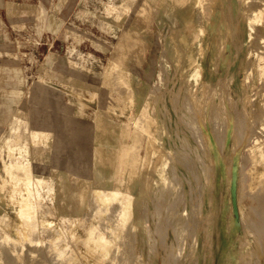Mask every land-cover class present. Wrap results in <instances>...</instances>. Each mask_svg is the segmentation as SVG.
Segmentation results:
<instances>
[{
    "label": "rangeland",
    "instance_id": "1",
    "mask_svg": "<svg viewBox=\"0 0 264 264\" xmlns=\"http://www.w3.org/2000/svg\"><path fill=\"white\" fill-rule=\"evenodd\" d=\"M20 2L39 9L21 16L8 3L7 19L0 12V73L49 85L62 74L69 89L40 98L46 123L55 108L69 129L39 131L33 93L14 111L11 93H0V264H264V238L252 228L264 221V0ZM123 29L130 37L114 73L110 52ZM33 43H67L59 50L68 62H33ZM26 199L36 216L25 238L17 209ZM100 236L110 241L103 250Z\"/></svg>",
    "mask_w": 264,
    "mask_h": 264
},
{
    "label": "bare ground",
    "instance_id": "2",
    "mask_svg": "<svg viewBox=\"0 0 264 264\" xmlns=\"http://www.w3.org/2000/svg\"><path fill=\"white\" fill-rule=\"evenodd\" d=\"M139 1V0H138ZM175 1V0H174ZM177 1V0H176ZM181 1V0H180ZM124 2V1H123ZM128 3V2H127ZM132 3V2H131ZM135 3H136V1H135ZM203 4V3H202ZM132 5V4H131ZM134 5V4H133ZM144 5H146V4H144ZM263 6V5H262ZM132 9H133V7H131ZM141 8V7H140ZM147 8H148V6H147ZM146 8V9H147ZM201 8V7H200ZM202 8H204V5L202 6ZM262 8V7H261ZM256 9V8H255ZM152 10H153V8H152ZM124 11H126V10H124ZM138 11V10H137ZM140 12L141 11H143L144 12V10H139ZM146 11V10H145ZM140 12H138V14L140 13ZM143 12H141V13H143ZM147 12V11H146ZM154 12V11H153ZM113 13V12H112ZM119 13V12H118ZM121 13V12H120ZM140 13V14H141ZM145 13V12H144ZM251 13V12H250ZM249 13V14H250ZM254 13V12H253ZM129 14V13H128ZM139 14V15H140ZM147 14H148V12H147ZM116 15V14H115ZM143 15V14H142ZM250 15H252V14H250ZM261 15V14H260ZM252 16H254V15H252ZM264 16V15H263ZM256 17V16H255ZM255 20V19H254ZM263 20V19H262ZM129 22V21H128ZM127 22V23H128ZM199 22V21H198ZM125 23H126V21H125ZM131 26V25H130ZM145 26V25H144ZM143 26V27H144ZM135 27V26H134ZM199 27V26H198ZM229 27V26H228ZM248 27V26H247ZM145 28V27H144ZM251 28H252V26H251ZM130 29V28H129ZM142 29V28H141ZM253 29V28H252ZM128 31L129 30H126V29H123L122 31H121V33L118 35V37H117V40H116V42H115V44H114V46H113V48H112V50H111V52H110V60H109V63H110V65H109V69H114V73H116L115 71V69H116V67L118 66V64L120 63V61H122L121 60V58H122V55L124 54V52H125V50L127 49V44H126V41H127V38L128 37H130L129 36V33H128ZM140 31V30H139ZM130 32V31H129ZM133 32V31H132ZM134 32H137V31H134ZM141 32V31H140ZM144 32V31H143ZM145 33V32H144ZM143 33V34H144ZM250 33V32H249ZM253 33V32H252ZM131 34V33H130ZM135 35H137V33L135 34ZM141 35V34H140ZM132 36V35H131ZM135 37V36H134ZM138 37H140V36H138ZM143 37V36H142ZM132 38V37H131ZM137 38V37H136ZM144 38V37H143ZM248 38V37H247ZM221 39V38H220ZM223 39V38H222ZM138 40V39H137ZM137 40H135V41H137ZM203 40H204V38H203ZM249 40V39H248ZM129 42L131 41L130 39L128 40ZM132 41H134V40H132ZM140 41V40H139ZM139 41H138V44H139ZM143 41H145L144 39H143ZM222 41H220V43H221ZM264 42V41H263ZM131 43V42H130ZM137 43H136V45H138ZM147 44V43H146ZM150 44H151V42H150ZM140 45V44H139ZM171 45V44H170ZM129 46H132V45H129ZM199 46V45H198ZM135 47V46H134ZM133 47V48H134ZM152 47V46H151ZM264 47V46H263ZM141 48V47H140ZM148 49H149V46L147 47ZM169 48H170V46H169ZM195 49V48H194ZM130 50V49H129ZM199 50V49H198ZM133 51H134V49H133ZM127 52H130V51H127ZM126 53V52H125ZM128 54V53H127ZM260 54V53H259ZM258 55V54H257ZM124 57V56H123ZM257 57V56H256ZM258 59V58H257ZM125 62V61H124ZM197 62V61H196ZM256 64V63H255ZM107 65H108V63H107ZM120 65H123V64H119V66ZM105 66H106V63H105ZM127 65H125V67H126ZM256 66V65H255ZM124 67V66H123ZM122 67V68H123ZM131 67V66H130ZM119 68V67H118ZM121 68V69H122ZM132 68H133V66H132ZM258 68H260V67H258ZM105 69V68H104ZM121 69H120V71H121ZM131 69V68H130ZM123 70H125V69H123ZM107 71V70H106ZM130 71V70H129ZM257 71H258V69H257ZM109 72V71H108ZM107 72V73H108ZM118 72V71H117ZM126 72V71H125ZM124 72V73H125ZM195 72V71H194ZM104 73V72H103ZM120 73V72H119ZM121 73H122V71H121ZM106 74V73H105ZM110 75V74H109ZM112 75H113V73H112ZM117 75V74H116ZM116 75H113L114 77L113 78H115L116 77ZM122 75H124V74H122ZM196 75V74H195ZM106 76V75H105ZM120 76H121V74H120ZM197 76V75H196ZM102 77V76H101ZM119 77V76H118ZM109 78H111V75H110V77H108V79ZM122 78V77H121ZM123 78H125L126 79V77H123ZM192 78H193V76H192ZM127 79H129L128 77H127ZM189 79H190V76H189ZM103 80V79H102ZM105 80V79H104ZM118 79H116L115 78V80L113 79V81H117ZM121 80H123V79H121ZM94 81V80H93ZM92 81V82H93ZM108 82H109V80H107ZM119 81V80H118ZM127 81V80H126ZM125 81V82H126ZM102 83H103V81H101ZM107 82V83H108ZM121 82V81H120ZM123 82V81H122ZM121 82V83H122ZM95 83V82H94ZM106 83V84H107ZM116 83V82H115ZM90 84V83H89ZM113 84V83H112ZM117 84H118V82H117ZM125 85L124 86H122V87H126V86H128L127 85V82L126 83H124ZM102 85V84H101ZM107 86V85H106ZM120 87V86H119ZM104 88H105V85H104ZM108 88V87H107ZM107 88H105L106 90H108ZM120 89H121V87H120ZM119 89V90H120ZM128 90L130 89V88H127ZM105 90V91H106ZM126 90V89H125ZM101 91V90H100ZM131 91V90H130ZM149 91V90H148ZM108 92V91H107ZM120 92V91H119ZM129 92V91H128ZM128 92H126V93H128ZM98 93V92H97ZM110 93V92H109ZM109 93H106L107 95L109 94ZM122 93V92H121ZM120 93V94H121ZM263 93V92H262ZM116 94V93H115ZM91 95V94H90ZM89 95V96H90ZM111 95V94H110ZM126 95H128V94H126ZM101 96V95H100ZM124 96V95H123ZM129 96V95H128ZM130 96H131V93H130ZM127 97V96H126ZM106 98V97H105ZM105 98H103V99H105ZM112 98H113V96H112ZM136 98H137V95L135 94L134 95V97H133V101H136ZM99 99V98H98ZM129 99H131V98H129ZM129 99L128 100H126L127 101V103L126 104H128V101H129ZM111 100V99H110ZM100 101V100H99ZM109 101V100H108ZM114 101H115V99H114ZM124 101V100H123ZM125 101V102H126ZM131 101V100H130ZM106 102V101H105ZM124 102V103H125ZM263 103H264V100L262 101ZM103 103V102H102ZM108 103V102H107ZM107 103L105 104V105H107ZM115 103V102H114ZM114 103H113V105H114ZM99 104H100V102H99ZM116 104V103H115ZM130 104H131V102H130ZM148 104V103H147ZM149 105V104H148ZM108 106V105H107ZM129 106V105H128ZM105 107V106H104ZM110 107V106H109ZM109 107H107L108 109H109ZM112 107V106H111ZM114 107V106H113ZM115 107H117L116 105H115ZM119 107V106H118ZM123 107V106H122ZM263 108V107H262ZM119 109V108H118ZM123 109V108H122ZM121 109V110H122ZM147 109V108H146ZM111 110V109H110ZM97 111V110H96ZM106 111H108V110H106ZM111 111H113V110H111ZM115 111V110H114ZM113 111V112H114ZM120 111V110H119ZM125 111V110H124ZM122 112V111H121ZM140 112H141V110H140ZM264 111H262V113H263ZM129 113V112H128ZM262 113H261V115H262ZM114 114H115V112H114ZM120 114V113H119ZM140 114H142V113H140ZM117 115H118V113H117ZM143 115V114H142ZM141 115V116H142ZM263 115H264V113H263ZM130 116H132V115H130ZM129 116V117H130ZM138 116H139V119H142L141 117H140V115L138 114ZM148 116V115H147ZM128 117V116H127ZM133 117V116H132ZM143 117V116H142ZM261 117H263V116H261ZM118 118V117H117ZM126 118V117H125ZM264 118V117H263ZM262 118V119H263ZM128 119V118H127ZM133 119V118H132ZM132 119H130V120H132ZM149 118L147 117V121H149L148 120ZM135 120H137V118L135 119ZM145 120V121H146ZM122 121H123V119H122ZM128 121V120H127ZM138 121V120H137ZM143 121H144V118H143ZM143 121H140V122H142L143 123ZM144 121V122H145ZM151 121V124H153L152 122V119L150 120ZM124 122V121H123ZM135 122V121H134ZM128 123V122H127ZM139 123V122H138ZM146 123V122H145ZM147 124V123H146ZM262 124H263V122H262ZM148 125V124H147ZM136 126V123H135V125H134V127ZM141 126H145V125H141ZM129 127V126H128ZM140 128V127H139ZM147 128V127H146ZM126 129V128H125ZM128 129V128H127ZM138 129V128H137ZM135 130V129H134ZM133 130V131H134ZM140 130L142 131V129L140 128ZM127 131V130H126ZM132 130H130V132H131ZM133 131L131 132V134L133 133ZM144 131H145V129H144ZM34 133V132H33ZM125 133V132H124ZM134 133H138V130H135L134 131ZM142 133H144V132H142ZM142 133H139V135H141ZM127 134V133H126ZM130 134V133H129ZM166 134V133H165ZM29 135H30V132H29ZM128 135V134H127ZM133 135H135V134H133ZM137 135V134H136ZM143 135V134H142ZM141 135V136H142ZM1 136V135H0ZM131 136V138H132V135H130ZM46 137V136H45ZM134 137V136H133ZM9 138V137H8ZM31 138V137H30ZM136 138H138L137 139V141H136V143L137 142H141L140 140L143 138V137H141V139L139 138V137H135L134 138V140H136ZM249 138V137H248ZM140 139V140H139ZM6 140V139H5ZM4 140V141H5ZM139 140V141H138ZM8 141V140H7ZM119 141V140H118ZM168 141V140H167ZM30 142H31V140H30ZM34 142V141H33ZM121 142V141H120ZM172 142V141H171ZM121 144H123V143H121ZM129 145V144H128ZM32 146V145H31ZM134 146H135V144H134ZM136 146H138V143H137V145ZM129 147L130 146H126L125 144H123V146H121V150H120V157L122 156V159H126L125 158V155L126 154H128L129 153ZM132 147V146H131ZM145 147V146H144ZM254 147V146H253ZM49 148V147H48ZM134 148V147H133ZM137 148V147H136ZM136 148H135V150H136ZM138 148H140V143H139V147ZM137 148V149H138ZM129 149V150H128ZM148 149V148H147ZM163 149V148H162ZM262 149V148H261ZM127 150H128V152H127ZM157 150H158V148H157ZM263 150V149H262ZM32 151V150H31ZM133 151L134 150H132L130 153L132 154V155H134L133 154ZM139 151V150H138ZM174 153V152H173ZM135 154H138V152L136 153V151H135ZM169 155L171 154V153H168ZM251 154V156H252V153H250ZM173 155H175V154H173ZM119 156V155H118ZM129 156V155H128ZM136 156V155H135ZM138 156L139 155H137V158H138ZM168 156V155H167ZM124 157V158H123ZM134 157V156H133ZM133 157L130 155V158L131 159H133ZM175 157H178L177 155L175 156ZM174 157V158H175ZM186 157V156H185ZM2 158V157H1ZM0 158V159H1ZM4 158V157H3ZM119 158V157H118ZM136 158V157H135ZM135 158H134V160H131L130 162H136V160H135ZM147 158V157H146ZM171 158V157H170ZM32 159V158H31ZM120 159V158H119ZM122 159H120L119 160V162H117V163H120V161L122 160ZM173 159V158H172ZM258 159L259 160H261V159H264V150L262 151V153L261 152H259L258 153ZM124 160H122V162H123ZM125 161H127L128 162V159H126ZM124 161V162H125ZM138 161V160H137ZM143 161V160H142ZM177 161H179V160H177ZM2 162V161H1ZM129 162V163H130ZM145 162V161H144ZM129 163H128V165H129ZM139 163V162H138ZM184 163V162H183ZM186 163V162H185ZM10 164V163H9ZM16 164H18V163H16ZM23 164V163H22ZM126 167H128L127 165H126V163H123ZM171 164V163H170ZM180 164V163H179ZM7 165V164H6ZM13 165V164H12ZM24 165V164H23ZM25 165H27V164H25ZM31 165V164H30ZM120 165V164H119ZM118 165V166H119ZM124 165H122L121 164V166H123L124 167ZM130 165H132L130 168H132L133 167V164H130ZM168 165H169V163H168ZM173 165V164H172ZM184 165V164H183ZM187 165V164H186ZM189 165V164H188ZM2 166H3V164H2ZM11 166V165H10ZM142 166V165H141ZM4 167V166H3ZM2 167V168H3ZM173 167H174V165H173ZM9 168V167H8ZM7 168V169H8ZM15 168V167H14ZM14 168L13 169H11V167L9 168V169H11V171L12 170H14ZM16 168H18V167H16ZM15 168V169H16ZM119 168V170H120V166L118 167ZM139 168V167H138ZM142 168V167H141ZM5 169V168H4ZM3 169V170H4ZM8 169V170H9ZM32 169V168H31ZM30 169V170H31ZM116 169V168H115ZM125 169V168H124ZM236 169V168H235ZM234 169V170H235ZM117 170V169H116ZM135 170H137V169H135ZM185 170V169H184ZM196 170V169H195ZM20 171V170H19ZM118 171V170H117ZM121 171H123V168H122V170ZM130 171V170H129ZM233 171V170H232ZM9 172V171H8ZM230 171H228V173H229ZM9 173H11V172H9ZM15 173V172H14ZM133 173V172H132ZM233 173V172H232ZM2 174V173H1ZM4 174V173H3ZM8 174V173H7ZM136 174V173H135ZM174 174V173H173ZM193 174V173H192ZM16 175V174H15ZM21 174H19L18 176H20ZM32 175V174H31ZM90 175V174H89ZM210 175V174H209ZM9 176V175H8ZM22 176H23V174H22ZM22 176H20V177H22ZM122 176V175H121ZM174 176V175H173ZM172 176V177H173ZM191 176H193V175H191ZM232 176V175H231ZM11 177V176H10ZM13 177H14V175H13ZM131 177V176H130ZM171 177V178H172ZM233 177V176H232ZM235 177V176H234ZM262 177H264V167H263V169H261L259 172H258V180H260V179H262ZM25 178V177H24ZM29 178V177H28ZM122 178H123V176H122ZM194 178H196V177H194ZM229 178H230V176H229ZM1 179V178H0ZM4 179V178H3ZM15 179V178H14ZM30 179H31V177H30ZM131 179V178H130ZM12 180V179H11ZM34 180V179H33ZM198 180V179H197ZM234 180V179H233ZM4 181V180H3ZM3 181H1V182H3ZM35 181V180H34ZM123 181V180H122ZM196 181V180H195ZM200 181V180H199ZM6 182V181H5ZM4 182V183H5ZM10 182V181H9ZM176 182V181H175ZM198 182V181H197ZM3 185V184H2ZM168 185V184H167ZM117 184H115V188H113V189H111L110 191H111V193H110V196L112 197V198H117L118 197V190H117ZM148 186V185H147ZM169 188V187H168ZM128 189V188H127ZM1 190V189H0ZM122 191V190H121ZM176 191V190H175ZM124 192H126V191H124ZM123 192V193H124ZM140 192V191H139ZM12 193V192H11ZM18 193V192H17ZM153 193V192H152ZM20 194V193H19ZM121 194V193H120ZM238 194V193H237ZM2 195V194H1ZM12 195V194H11ZM122 195V194H121ZM127 195V194H126ZM154 195V194H153ZM163 195H164V193H163ZM161 196V195H160ZM168 196V195H167ZM182 196V195H181ZM2 197V196H1ZM25 197V196H24ZM103 197V196H102ZM129 197V196H128ZM127 197V198H128ZM163 197V196H162ZM233 197H234V195H233ZM236 197H237V195H236ZM20 198H21V196H20ZM132 198V197H131ZM164 198V197H163ZM2 199H3V197H2ZM1 199V200H2ZM10 199V198H9ZM110 198L109 197H104V200L105 201H107V200H109ZM129 199V198H128ZM177 199H179V198H177ZM181 199V198H180ZM240 199V198H239ZM173 200V199H172ZM241 200V199H240ZM91 201V200H90ZM129 200H127V201H124V203L121 205V212H122V215H123V218H126V216L128 215V213L130 212V204L131 203H129L128 202ZM158 201H159V198H158ZM164 201V200H163ZM179 201V200H178ZM238 201V200H237ZM160 202H162V201H160ZM159 203V202H158ZM169 203V202H168ZM34 204H35V202H34ZM173 204V203H172ZM171 204V205H172ZM176 204V203H175ZM37 205V204H36ZM90 205V204H89ZM116 205V206H115ZM114 206L116 207V209H118V204H115ZM174 205V204H173ZM113 206V205H112ZM156 206V205H155ZM155 206L153 207V208H155ZM167 206V205H166ZM91 207H93V206H91ZM157 207V209L159 208L158 207V205L156 206ZM168 207V206H167ZM166 207V208H167ZM172 207H174V206H172ZM114 208V207H113ZM230 208V207H229ZM94 209V208H93ZM163 209V208H162ZM168 209V208H167ZM170 209V208H169ZM36 209H35V207H34V205H33V203H31L29 200H24V201H22L21 203H20V205H19V207H18V209H17V216L21 219V222H22V229L23 230H25V233H24V237L26 238V237H28L29 236V234L33 231V227H32V224H35V223H32L31 224V220H32V218H34L36 215V211H35ZM173 210V209H172ZM176 210H177V208H176ZM181 210H183L182 209V207H181ZM116 211V210H115ZM190 211V210H189ZM191 211H192V209H191ZM47 213V212H46ZM132 213V212H131ZM190 213V212H189ZM192 213V212H191ZM84 214V213H83ZM111 214V213H110ZM156 214V213H155ZM113 215V214H112ZM151 215V214H150ZM158 216H160L159 214H157ZM1 216H2V214H1ZM114 216V215H113ZM5 218V217H4ZM88 218V217H87ZM163 218V217H162ZM166 218V217H165ZM127 219H129V218H127ZM146 219H147V217H146ZM110 220H111V217H110ZM109 220V221H110ZM125 220V219H124ZM162 220V219H161ZM263 220H264V218H263ZM162 221H164V220H162ZM257 221V220H256ZM261 222H257V223H255V224H251L252 225V228H253V230L255 231V233L257 234V236L260 238V237H263L264 238V221L262 222V219L260 220ZM2 222V221H1ZM156 222V221H155ZM166 222V221H165ZM189 222V221H188ZM168 223V222H167ZM166 223V226L168 225ZM126 224H128V223H125L124 225H126ZM1 225V224H0ZM38 225V224H37ZM158 225V224H157ZM160 225H162V224H160ZM159 225V226H160ZM170 225V224H169ZM251 225H250V227H251ZM106 226H108V225H106ZM36 227V226H35ZM102 227H103V225H102ZM101 227V228H102ZM122 227V226H121ZM129 227H130V225H129ZM170 227H172V226H170ZM223 227V226H222ZM222 227H221V229H222ZM37 228V227H36ZM41 228V227H40ZM124 228H126V227H124ZM165 228H167V227H165ZM105 229V228H104ZM158 229H159V227H158ZM227 229V228H226ZM0 230H1V228H0ZM40 230V229H39ZM44 230V229H43ZM126 230V229H125ZM162 230H164V229H162ZM224 230H225V228H224ZM223 230V231H224ZM3 231V230H2ZM124 231V230H123ZM161 231V230H160ZM223 231H222V233H223ZM226 231V230H225ZM47 232V231H46ZM58 232V231H57ZM122 232V231H121ZM127 232V231H126ZM164 232H166V229H165V231ZM157 233H158V231H157ZM163 232L161 231L160 232V234L159 235H161ZM3 234H5V233H3ZM124 234H126V233H124ZM225 234V233H224ZM223 234V235H224ZM6 235V234H5ZM32 235H33V233H32ZM129 235H131V234H129ZM157 235V234H156ZM38 236V235H37ZM162 236V235H161ZM4 237V236H3ZM56 237V236H55ZM91 237V236H90ZM128 237V235L126 236V238ZM158 237V236H157ZM165 237V236H164ZM7 238V237H6ZM11 238V237H10ZM123 238H125V237H123ZM129 238V237H128ZM154 238H155V236H154ZM37 239V238H36ZM108 239V238H107ZM106 238H104L103 236H100L99 237V239H98V242H97V244H98V246H100V248H102V250L103 249H105V248H107V246H108V243L110 242V241H108ZM162 239V238H161ZM8 239H6V241H7ZM10 240H12V239H10ZM53 240H55V239H53ZM52 240V241H53ZM127 240V239H126ZM126 240H124V241H126ZM4 241V240H3ZM17 241V240H16ZM26 241V240H25ZM134 241V240H133ZM33 242H35L34 240H33ZM16 243V242H15ZM14 242H13V244H15ZM19 243V242H18ZM28 243V242H27ZM43 243V242H42ZM127 243H129V240L128 241H126V244ZM133 243V242H132ZM132 243H129L130 245L132 244ZM17 244V243H16ZM15 244V245H16ZM23 244H25V242H23ZM36 244V243H35ZM44 244H46V243H44ZM63 244V243H62ZM15 245H13V246H15ZM47 245V244H46ZM51 245V244H50ZM65 246H66V244H64ZM128 245V244H127ZM130 245H128V246H130ZM63 246V245H62ZM45 247V246H44ZM130 247H132V246H130ZM129 247V248H130ZM41 248V247H40ZM51 248V247H50ZM131 249V248H130ZM4 251H5V248L3 249ZM2 250V251H3ZM41 250V249H40ZM42 250H44V249H42ZM48 250H49V248H48ZM52 250V249H51ZM132 250V249H131ZM133 250H134V248H133ZM3 251V252H4ZM47 251V250H46ZM69 251V250H68ZM67 251V252H68ZM42 252V251H41ZM50 252V251H49ZM53 252V251H52ZM52 252H50V253H52ZM43 253H44V251H43ZM55 255V254H54ZM53 255V256H54ZM57 256V255H56ZM79 256V255H78ZM58 257H59V255H58ZM80 257V256H79ZM61 258V257H60ZM65 258H67V257H65ZM64 258V259H65ZM125 259V258H124ZM67 260V259H66ZM126 260L129 262V258H126ZM2 262V261H1ZM65 262V261H64ZM63 262V263H64ZM4 263V262H3ZM125 263H126V261H125ZM129 264V263H128ZM167 264H169L168 262H167Z\"/></svg>",
    "mask_w": 264,
    "mask_h": 264
},
{
    "label": "crops",
    "instance_id": "3",
    "mask_svg": "<svg viewBox=\"0 0 264 264\" xmlns=\"http://www.w3.org/2000/svg\"><path fill=\"white\" fill-rule=\"evenodd\" d=\"M23 0H0V12L1 15L3 16L2 18L7 19V4L8 3H13V5L21 10L19 13L17 11V15L24 16L25 13L24 11L26 9H31L32 10V15H36V11L39 9V4L38 3H32V4H25L23 2H20ZM69 0H64V2H68ZM63 45L68 46L67 43H33L32 46H34L36 50V55L33 54V62H42L45 58L50 59L49 61L56 65V64H63L67 63L68 59H65L66 57L61 56V51L59 50L60 48L63 47ZM43 49V50H41ZM27 54V58L29 59V56H32L30 52H23ZM37 57V59H35ZM53 83L52 85L47 84L45 81L41 80L39 82H34L31 81V78L27 74H23L19 71L16 72H3L0 73V93L4 94H9L8 98V105H9V110H15V107L19 104L20 102V97L23 93H33L37 99V107L36 111L38 113L37 116V127L39 131H51L53 133V136L57 137H62L63 134L67 132L69 129L68 126L63 123L62 121V115H59L57 113V110L55 108L50 109V112H54L52 116V120L46 123V106L43 105L42 98H40L42 95L46 93V90L49 91V93H61L62 89H67L68 87L62 83V74L60 76L53 75ZM69 89V88H68ZM67 89V90H68ZM28 106L30 105L29 103L27 104ZM17 109V108H16ZM3 110V109H1ZM70 143L71 141L68 140L66 141Z\"/></svg>",
    "mask_w": 264,
    "mask_h": 264
}]
</instances>
